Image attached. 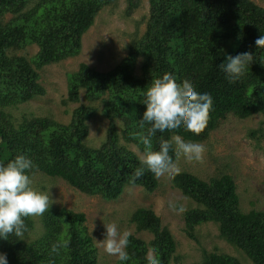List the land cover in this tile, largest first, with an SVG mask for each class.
Returning a JSON list of instances; mask_svg holds the SVG:
<instances>
[{"label": "trees", "instance_id": "trees-1", "mask_svg": "<svg viewBox=\"0 0 264 264\" xmlns=\"http://www.w3.org/2000/svg\"><path fill=\"white\" fill-rule=\"evenodd\" d=\"M33 1L0 0V164L25 154L36 166L35 175L62 179L79 192L106 201L119 199L128 186L154 193L160 178L150 172L134 186L130 183L139 156L128 147L134 145L143 152L134 134L145 131L137 122L146 110L141 103L144 89L152 78L164 73L174 75L178 83L190 81L199 92L213 98L207 127L199 136L178 133L185 141H207L230 116L264 118V63L259 62L264 50L255 45L264 33V8L251 0H149L145 32L131 41L127 56L117 66L99 72L83 63L68 75L64 104L80 103L81 92L86 101L73 110L70 123L25 114L14 118L10 109L46 94L40 71L78 56L83 36L97 16L120 0H41L30 7ZM126 3L124 15L130 17L141 0ZM31 45L39 48L33 57L17 54ZM243 52L256 59L242 80L229 83L219 64L225 53L236 56ZM99 114L108 120V127L105 142L94 148L87 145L88 122ZM262 126L252 130L250 137L259 140L264 135ZM161 137L169 139L170 134H155V150ZM171 182L196 204L183 213L189 238L198 243L197 228L214 223L221 239L243 251L253 264H264V209L242 210L230 174L204 180L179 172ZM129 221L138 233L153 238L146 241L130 234L126 251L131 259L126 264H148L149 249L158 254L161 264L179 262L172 233L151 208H138ZM85 222L84 213L49 208L42 216L44 232L40 237L29 241L34 222L26 218L23 240L15 236L0 240V253H6L8 264H98V250ZM53 242L61 245L59 255L50 253ZM201 251V261L193 264H241L228 254L202 247Z\"/></svg>", "mask_w": 264, "mask_h": 264}, {"label": "rangeland", "instance_id": "rangeland-1", "mask_svg": "<svg viewBox=\"0 0 264 264\" xmlns=\"http://www.w3.org/2000/svg\"><path fill=\"white\" fill-rule=\"evenodd\" d=\"M41 0H34L33 7ZM264 8V0H251ZM126 0H120L115 7L103 9L95 19L94 25L83 36L82 49L78 56L60 63L44 67L41 71V84L46 94L16 108L10 109L14 118L22 115L52 118L62 124L70 123L72 112L81 103H86L81 92V102L64 104L68 97V75L79 70L81 64L95 68L99 72H108L117 66L128 54V45L133 39L141 37L146 29L149 15V0H141L140 7L130 17L124 15ZM29 9V8H28ZM10 15L6 16L9 20ZM39 48L31 45L17 54L31 58ZM141 60L136 73L140 74ZM100 106V104H95ZM264 132V118L256 115L246 120L230 116L209 139L201 143L204 148L202 163L188 162L181 157L177 160L179 172H190L207 180L213 176L230 174L236 183L244 212L252 209H264V135L257 140L250 132L260 128ZM89 136L87 145L100 147L106 140L108 120L99 114L88 122ZM120 126V122H118ZM121 144H125L121 140ZM140 156L134 145L128 147ZM41 173L32 177V187L49 193L50 208H65L86 215L85 225L92 235L98 250V264H115L117 258L104 252L98 245L104 238V222H115L120 231H128L137 237L150 241L149 233H138L130 223L132 213L138 208H151L172 233L176 244L179 262L172 264H193L201 261V247L238 258L241 264H253L243 251L219 237L217 225L207 223L197 228L198 243L185 233L184 214L170 209L169 203L183 204L186 209L196 204L184 196L180 190L172 187V178L161 177L160 187L152 194L137 186H128L122 196L115 201H106L101 197H90L71 187L59 178H51ZM43 216V215H42ZM42 216L31 217L33 230L29 232V241L40 237L44 232ZM28 240V239H27ZM200 242V244H199Z\"/></svg>", "mask_w": 264, "mask_h": 264}, {"label": "clouds", "instance_id": "clouds-1", "mask_svg": "<svg viewBox=\"0 0 264 264\" xmlns=\"http://www.w3.org/2000/svg\"><path fill=\"white\" fill-rule=\"evenodd\" d=\"M257 50H264V33L256 40ZM219 64L224 78L229 83L242 80L256 57L250 52L236 56L227 55ZM264 63V57L259 60ZM146 110L138 120L142 133L134 134L138 143L143 145V152L138 157V166L132 172L130 183L150 172L154 178H172L179 173L177 160L183 157L188 162L202 163L205 148L201 143L185 141L178 133L187 131L199 136L207 127L213 98L207 92H199L188 80L178 83L171 73H164L152 78L144 89L141 102ZM147 125V127H146ZM157 132L169 133L170 138L159 140V149L153 147V137ZM175 157V158H174ZM36 166L25 154H17L7 163L0 164V240L15 236L23 240L27 232L25 219L42 216L51 206L48 192L32 187V176ZM171 210L183 214L186 208L180 203H169ZM104 238L96 243L103 247L105 253L115 256L119 264H126L131 257L126 251L130 233L120 231L115 222H104ZM61 245L53 242L50 253L59 255ZM148 264H161L158 254L149 249L146 254ZM0 264H8L6 253H0Z\"/></svg>", "mask_w": 264, "mask_h": 264}]
</instances>
